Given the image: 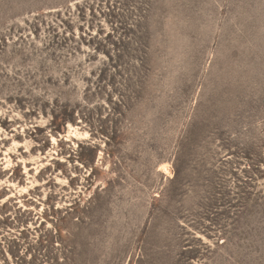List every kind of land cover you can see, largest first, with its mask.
<instances>
[{
	"label": "rangeland",
	"instance_id": "1",
	"mask_svg": "<svg viewBox=\"0 0 264 264\" xmlns=\"http://www.w3.org/2000/svg\"><path fill=\"white\" fill-rule=\"evenodd\" d=\"M0 264H264V0H0Z\"/></svg>",
	"mask_w": 264,
	"mask_h": 264
}]
</instances>
